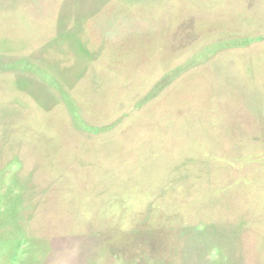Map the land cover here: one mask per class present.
Segmentation results:
<instances>
[{
    "label": "rangeland",
    "instance_id": "obj_1",
    "mask_svg": "<svg viewBox=\"0 0 264 264\" xmlns=\"http://www.w3.org/2000/svg\"><path fill=\"white\" fill-rule=\"evenodd\" d=\"M0 264H264V0H0Z\"/></svg>",
    "mask_w": 264,
    "mask_h": 264
}]
</instances>
